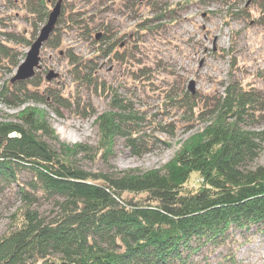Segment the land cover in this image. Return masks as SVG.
Here are the masks:
<instances>
[{
  "label": "trees",
  "instance_id": "obj_1",
  "mask_svg": "<svg viewBox=\"0 0 264 264\" xmlns=\"http://www.w3.org/2000/svg\"><path fill=\"white\" fill-rule=\"evenodd\" d=\"M57 1L0 0L20 7L31 27L0 31V71L14 72ZM90 18L71 11L64 25L91 37ZM63 20L61 14L57 25ZM0 24L6 25L2 17ZM109 32L102 27L94 57L65 50L78 89L106 97L107 110L98 113L79 93L71 101L50 85L40 89L36 76L6 81L0 89V102L13 108L43 104L60 115V107L82 105L80 115L94 116L98 128L94 147L60 142L47 118L30 106L20 111L18 122H0V191L18 186L24 202L12 213L10 231L0 237V264H201L216 251L223 264H240L230 247L233 232L264 233V163L252 166L264 143V93L235 78L211 100L174 93L169 97L174 107L202 127L163 168L85 170L77 157L110 163L117 138L136 155L154 144L128 98L100 76V57L114 51ZM62 33L56 26L44 44L59 47ZM129 57L121 60L130 62ZM22 174L29 176L26 182ZM193 174L198 185L191 189ZM42 199L53 200L57 211L42 213L36 206Z\"/></svg>",
  "mask_w": 264,
  "mask_h": 264
},
{
  "label": "rangeland",
  "instance_id": "obj_2",
  "mask_svg": "<svg viewBox=\"0 0 264 264\" xmlns=\"http://www.w3.org/2000/svg\"><path fill=\"white\" fill-rule=\"evenodd\" d=\"M77 10L91 16V37L64 25L71 11ZM61 14L64 20L56 26L63 30L62 44L57 48L44 44L41 48L39 68L34 75L40 82L39 88L55 87L71 101L79 93L82 102L90 103L98 113L107 110L106 97L93 90L78 89L68 71L65 54L66 48H72L84 58L94 57L98 46L94 41L100 40L99 32L106 25L114 51L108 57H100V76L128 98L154 142L150 150L136 155L124 138H117L110 163L100 157L92 160L78 156L77 162L85 170L163 168L184 140L202 127L195 117L174 107L169 98L174 93H192L211 100L234 78L264 93V0H69L63 1ZM25 16L20 7L1 3L0 17L6 25L0 24V31L31 30ZM0 38H4L1 32ZM28 48H23L25 56ZM121 55L130 56V62L122 61ZM15 70L0 71V89L6 81L11 82ZM50 71L57 73V77L48 80ZM27 106L47 118L60 142L97 145L95 117L81 116L82 105L79 110L60 107L59 115L43 104L27 103L13 108L0 102V122H18L17 115ZM157 124H165L164 129H158ZM263 163L264 143L252 166ZM27 179L29 176L22 174V182ZM197 185V174H193L187 187L193 189ZM18 189L14 186L0 191V237L10 231L12 213L24 204ZM36 206L46 215L57 211L53 200L42 199ZM233 239L230 247L240 264H264V233L255 229L233 232ZM197 258L200 260L201 254ZM201 260V264H223L219 251Z\"/></svg>",
  "mask_w": 264,
  "mask_h": 264
},
{
  "label": "water",
  "instance_id": "obj_3",
  "mask_svg": "<svg viewBox=\"0 0 264 264\" xmlns=\"http://www.w3.org/2000/svg\"><path fill=\"white\" fill-rule=\"evenodd\" d=\"M62 2V0H58L54 4L52 10L49 12L46 23L42 25L37 38L28 48L24 60L21 61L16 68L15 74L11 78L12 83L30 79L35 75L36 69L39 68L41 48L43 47L44 43L50 38L52 32L56 28V24L62 12ZM57 75L58 74L54 71H50L47 79L51 80L52 78L57 77Z\"/></svg>",
  "mask_w": 264,
  "mask_h": 264
},
{
  "label": "bare ground",
  "instance_id": "obj_4",
  "mask_svg": "<svg viewBox=\"0 0 264 264\" xmlns=\"http://www.w3.org/2000/svg\"><path fill=\"white\" fill-rule=\"evenodd\" d=\"M12 83V82H11Z\"/></svg>",
  "mask_w": 264,
  "mask_h": 264
}]
</instances>
